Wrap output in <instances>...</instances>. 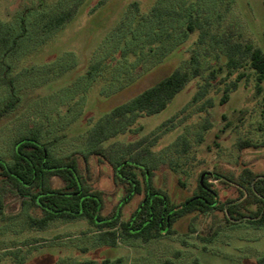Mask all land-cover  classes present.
Returning a JSON list of instances; mask_svg holds the SVG:
<instances>
[{
  "label": "rangeland",
  "instance_id": "obj_1",
  "mask_svg": "<svg viewBox=\"0 0 264 264\" xmlns=\"http://www.w3.org/2000/svg\"><path fill=\"white\" fill-rule=\"evenodd\" d=\"M69 9L60 27L41 33L37 23L44 16ZM152 10L163 13L167 26L161 31L165 36L168 30L171 41L156 65L147 60V51L157 46L147 44L149 31L146 27L144 33L141 24ZM23 14L26 36L16 50L4 56L0 46V106L7 100L2 63L9 67L5 75L13 78L18 97L15 109L0 121V157L7 158L12 141L31 127L40 130L42 141L55 139L50 151L56 157L86 153L88 132L97 122L178 68L190 79L163 111L114 119L116 134L99 145L104 158L88 157L89 184L102 193L101 215L114 213L126 193L113 180L110 158L140 156L154 169L153 186L173 205L196 192L202 173L217 177L209 182L220 202L237 199L244 169L254 181L264 174L261 94L250 70L243 67L228 75L225 64L226 50L235 43L264 53V0H0V38L19 33ZM182 15L194 30L176 43L170 25ZM92 64L98 65L91 69ZM240 72L248 77L219 106L223 87ZM197 92L203 96L192 102ZM206 100L213 102L208 112L202 111ZM240 141L257 148L239 149ZM52 185L61 183L53 178ZM142 199L143 193L122 205L120 220H128ZM4 213L17 216L0 219V264H161L165 259L174 264L194 259L200 264H256L264 253V228L226 224L220 212L194 222L189 215L172 226L170 235L147 243L118 240L114 247L98 245L94 229L83 220L28 228L27 216L33 212L22 211L17 198L6 201Z\"/></svg>",
  "mask_w": 264,
  "mask_h": 264
},
{
  "label": "trees",
  "instance_id": "obj_2",
  "mask_svg": "<svg viewBox=\"0 0 264 264\" xmlns=\"http://www.w3.org/2000/svg\"><path fill=\"white\" fill-rule=\"evenodd\" d=\"M70 11L69 9L64 12L59 11L58 15L52 13L44 16L42 21L37 23L41 33H48L60 27L69 18ZM25 14L19 20V33L14 35V33L6 32L7 35L0 38L4 56L14 52L18 41L26 36ZM162 14L160 11L152 10L141 18L143 32L145 33L146 27L149 31L147 44L153 43L157 46L147 51V60L154 65L158 64L162 56L170 50L167 48V43L170 41L168 28L165 36L161 31L167 26ZM174 20V24L170 25L172 27L170 33L173 37H177L176 43H180L183 41V36L193 32L194 29L186 22V17L183 15L174 17ZM179 29L181 32H178ZM137 41L139 39L135 38L132 42L136 45ZM225 64L228 75L243 67L252 72L255 89L261 94V107L264 113V53L250 44L235 43L228 46L226 50ZM2 65L5 68L4 73L7 74L9 67L3 63ZM97 65L92 64L90 68H95ZM5 74L3 79L7 86V100L0 106V121L10 114L18 103L13 78ZM90 77L87 74V78ZM247 77L245 72L238 73L235 81L223 87L217 104L224 105L229 100L230 93L235 91L239 83ZM189 79L188 73L177 68L128 103L111 110L88 132L90 148L86 153H72L63 157L52 155L50 149L55 139L42 141L38 128L31 127L25 134L15 138L12 141L10 155L7 158L0 157V219L6 221L17 216H8L4 213L6 201L17 198L20 200L22 211L33 212V215L27 216L28 228L44 230L54 222L67 223L83 220L89 228L94 229L93 237H96L97 244L110 247L116 246L118 240L124 242L140 240L147 243L162 235L172 234V226L184 217L193 215L192 222H194L199 216L211 212L222 213L226 224L245 222L255 228H264V174L258 181H254L252 172L244 169L239 179L237 199L220 202L217 191L209 182L213 175L202 173L201 183L199 179L196 192L181 204L173 205L166 194L153 186V167L142 163L141 157L137 155L136 158L131 157L125 160L107 159L113 172L114 182L124 185L126 193L114 213L108 217L101 215L102 193L89 184L88 157L104 158L99 145L116 134V131L111 128L114 119L129 115L151 116L163 111L184 89ZM202 94L197 92L192 102L197 101L203 96ZM212 107L213 102L206 100L202 111L208 112ZM164 126L166 123L161 125V129ZM154 141L155 139L149 141L148 146H152ZM181 143L184 146L182 151L184 153L187 146L184 141ZM249 147L257 148L249 141L238 143L239 149ZM144 152L149 151L144 149ZM79 161L84 165L83 170ZM53 178L61 183L60 187L52 185ZM142 193L143 199L138 207L128 220L121 221L120 207L128 203L133 196ZM88 233L91 232L84 234ZM70 264H94V262L82 261ZM161 264H174V262L165 259ZM190 264L200 263L194 259ZM256 264H264V253Z\"/></svg>",
  "mask_w": 264,
  "mask_h": 264
},
{
  "label": "water",
  "instance_id": "obj_3",
  "mask_svg": "<svg viewBox=\"0 0 264 264\" xmlns=\"http://www.w3.org/2000/svg\"><path fill=\"white\" fill-rule=\"evenodd\" d=\"M202 176L200 177V183H201Z\"/></svg>",
  "mask_w": 264,
  "mask_h": 264
}]
</instances>
